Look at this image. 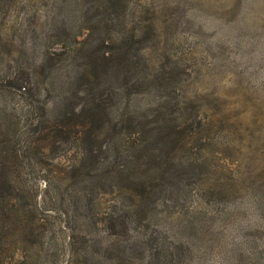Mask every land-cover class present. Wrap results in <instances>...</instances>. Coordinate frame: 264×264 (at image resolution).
Listing matches in <instances>:
<instances>
[{"label": "trees", "instance_id": "obj_1", "mask_svg": "<svg viewBox=\"0 0 264 264\" xmlns=\"http://www.w3.org/2000/svg\"><path fill=\"white\" fill-rule=\"evenodd\" d=\"M72 1L79 2L77 17L57 6L50 20L48 37L60 48L21 43L16 53L28 68L7 76L25 92L39 75L30 66L49 63L37 94L56 96H27L21 125L0 109V264H164L169 247L141 228L156 207L189 192L190 172L202 165L184 146L190 124L181 119L179 96L170 95L176 72L139 66L133 41H149L151 29L127 34V0ZM11 2L0 0V11ZM130 93L156 96H123ZM28 150L48 156L52 166L41 179L48 194L42 204L19 174ZM62 150L75 158L52 163ZM105 194L110 202L100 211ZM44 210L57 213L56 227L66 231L62 257Z\"/></svg>", "mask_w": 264, "mask_h": 264}, {"label": "rangeland", "instance_id": "obj_2", "mask_svg": "<svg viewBox=\"0 0 264 264\" xmlns=\"http://www.w3.org/2000/svg\"><path fill=\"white\" fill-rule=\"evenodd\" d=\"M78 3L12 0L8 11H0V109L12 112L18 125L27 96L56 95L44 90L37 94L47 83L42 75L49 63L43 69L30 66L39 75L25 92L8 79L9 73L28 68L16 49L21 43H31L36 50L60 48L48 37L50 20L58 7L77 17ZM123 21L127 34L143 26L151 29L149 41H133L140 47V67L145 61L176 72L170 95L179 96L181 119L190 124L184 146L202 164L190 172L189 192L156 207L142 232L169 247L164 264H264V0H127ZM57 154L51 162L61 165L76 156L71 150ZM26 155L19 174L37 188L42 204L48 194L41 179L52 166L44 154L36 157L28 150ZM109 202L105 194L100 211H107ZM43 212L62 257L66 231L56 227L61 218Z\"/></svg>", "mask_w": 264, "mask_h": 264}]
</instances>
